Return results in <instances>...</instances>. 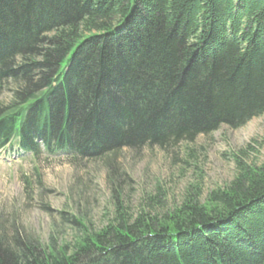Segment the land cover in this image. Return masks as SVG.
<instances>
[{
    "label": "trees",
    "instance_id": "1",
    "mask_svg": "<svg viewBox=\"0 0 264 264\" xmlns=\"http://www.w3.org/2000/svg\"><path fill=\"white\" fill-rule=\"evenodd\" d=\"M263 114L264 0H0V147L112 168ZM237 164L208 203L134 216L118 198L99 230L62 212L73 243L0 223V264H264V163Z\"/></svg>",
    "mask_w": 264,
    "mask_h": 264
},
{
    "label": "rangeland",
    "instance_id": "2",
    "mask_svg": "<svg viewBox=\"0 0 264 264\" xmlns=\"http://www.w3.org/2000/svg\"><path fill=\"white\" fill-rule=\"evenodd\" d=\"M2 97L9 101L10 92ZM166 151L159 147L118 152L113 167L105 159L74 162L63 153L44 151L22 157L0 150V223L25 229L41 245L51 237L73 243L77 227L62 212L101 229L114 217L118 198L130 215L172 211L187 200L208 203L209 195L228 187L237 160L264 163V114L240 128L223 125L209 135ZM6 150V149H4ZM114 169L115 173H110ZM155 196L161 204L151 202ZM67 216V217H68Z\"/></svg>",
    "mask_w": 264,
    "mask_h": 264
}]
</instances>
